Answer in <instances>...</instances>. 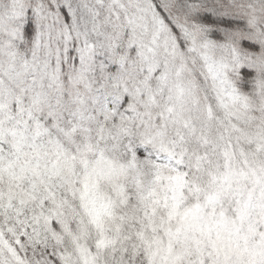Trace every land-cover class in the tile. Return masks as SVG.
I'll list each match as a JSON object with an SVG mask.
<instances>
[{
	"label": "snow or ice",
	"instance_id": "1",
	"mask_svg": "<svg viewBox=\"0 0 264 264\" xmlns=\"http://www.w3.org/2000/svg\"><path fill=\"white\" fill-rule=\"evenodd\" d=\"M0 264H264V0H0Z\"/></svg>",
	"mask_w": 264,
	"mask_h": 264
}]
</instances>
